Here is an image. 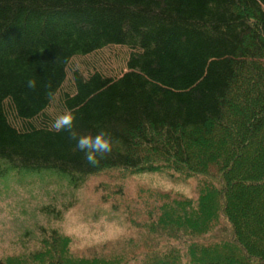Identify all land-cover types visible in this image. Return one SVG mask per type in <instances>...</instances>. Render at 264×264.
I'll list each match as a JSON object with an SVG mask.
<instances>
[{"label":"trees","instance_id":"1","mask_svg":"<svg viewBox=\"0 0 264 264\" xmlns=\"http://www.w3.org/2000/svg\"><path fill=\"white\" fill-rule=\"evenodd\" d=\"M110 46L129 51L122 73L70 65ZM66 110L80 134L110 138L96 166L67 132L49 131ZM113 168L209 178L196 207L151 210L149 233L177 245L199 238L185 264H264V0H0V178L56 176L78 188ZM220 222L230 234L208 236ZM50 230L0 264H124L70 257ZM179 250L134 264H182Z\"/></svg>","mask_w":264,"mask_h":264},{"label":"rangeland","instance_id":"2","mask_svg":"<svg viewBox=\"0 0 264 264\" xmlns=\"http://www.w3.org/2000/svg\"><path fill=\"white\" fill-rule=\"evenodd\" d=\"M128 53L126 47L110 46L74 57L70 65L85 74L94 70L119 74L126 70ZM68 86L70 73L63 88ZM47 111L54 114L57 107L53 103ZM216 181L212 182L215 186ZM210 182L203 175L118 168L91 175L78 188L56 176L0 178V259L26 256L40 246L41 230L49 234L54 229L66 240L67 255L73 258L123 255L122 263L134 264L145 253L151 256L171 246L180 248L175 254L185 264L186 244L199 238H183L182 245L175 240H154L150 223L160 204L191 200L196 207L202 185ZM223 223L208 236L218 231L229 235Z\"/></svg>","mask_w":264,"mask_h":264},{"label":"clouds","instance_id":"3","mask_svg":"<svg viewBox=\"0 0 264 264\" xmlns=\"http://www.w3.org/2000/svg\"><path fill=\"white\" fill-rule=\"evenodd\" d=\"M26 87L34 89L37 86L35 78H29L25 81ZM75 113L66 110L57 114L49 125V131L67 132L75 141V148L83 153L84 159L90 166H96L103 156L112 150L110 138L104 132L96 134H80L75 127Z\"/></svg>","mask_w":264,"mask_h":264}]
</instances>
